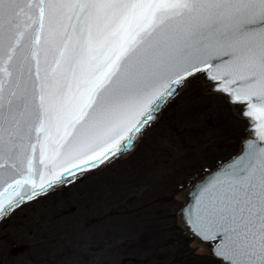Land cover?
I'll list each match as a JSON object with an SVG mask.
<instances>
[{
    "label": "snow or ice",
    "instance_id": "obj_1",
    "mask_svg": "<svg viewBox=\"0 0 264 264\" xmlns=\"http://www.w3.org/2000/svg\"><path fill=\"white\" fill-rule=\"evenodd\" d=\"M193 79L246 135L182 215L220 264H264V0H0V219L126 152Z\"/></svg>",
    "mask_w": 264,
    "mask_h": 264
},
{
    "label": "rangeland",
    "instance_id": "obj_2",
    "mask_svg": "<svg viewBox=\"0 0 264 264\" xmlns=\"http://www.w3.org/2000/svg\"><path fill=\"white\" fill-rule=\"evenodd\" d=\"M204 88L191 80L126 156L2 219L0 264H122L132 254L145 264H174L207 256L176 225L174 194L237 151L246 121Z\"/></svg>",
    "mask_w": 264,
    "mask_h": 264
},
{
    "label": "water",
    "instance_id": "obj_3",
    "mask_svg": "<svg viewBox=\"0 0 264 264\" xmlns=\"http://www.w3.org/2000/svg\"><path fill=\"white\" fill-rule=\"evenodd\" d=\"M197 83H200V84H203L205 85V88L203 90L204 93H208V94H215L214 92H211L208 90L209 88V85L206 81H202V80H199L197 79ZM183 88V87H182ZM180 88L177 92V94L180 92V90L182 89ZM176 94V95H177ZM175 95V96H176ZM174 96V97H175ZM166 105V104H165ZM164 105V106H165ZM162 106L161 109L164 107ZM231 106V110L233 111V113L240 118V116L238 115V113L233 109V106ZM160 109V110H161ZM159 113L160 111L156 114L157 118L159 116ZM156 118V119H157ZM155 119V120H156ZM154 120V121H155ZM245 128L246 126L244 127V131H245ZM246 135V133H245ZM245 138V136H243L240 141H239V144H238V149L236 152H234L232 155H230L228 158H226L225 160L217 163L213 168H211L210 170H208L207 172H205L203 175H201L199 178L195 179L194 181H192L190 184L186 185L184 188L178 190L175 194H174V199H176L177 201H179L181 203V205L177 208V210L175 211V223L177 226H179L183 233L187 236H189L191 238L190 242H189V246L190 247H193L195 248V251L197 254H202V255H207V256H210L216 260H219V258L217 256H215L213 254V251H212V244L211 245H206L207 242H210V241H196L195 243H193L194 241V236L192 235V233L190 232V223H187L186 222V214L182 215V210H185L189 207L192 206L193 204V201H194V197L197 195V192H198V189H199V186L202 184V182L208 177L210 176L211 174L215 173L218 168H220V166H226L232 159L233 157H235L239 152H240V148H241V142L242 140ZM138 141V138L134 141V146L132 147H129L127 149L126 152L122 151L121 154H119L116 158H119V157H123V156H126L128 153H130L134 147L136 146V143ZM115 159V158H114ZM113 159V160H114ZM103 166V165H101ZM100 166V167H101ZM86 174V173H85ZM60 187L62 186H57L56 190L59 189ZM49 192H52V191H49ZM43 196V195H42ZM40 197V196H39ZM2 219H0L1 221Z\"/></svg>",
    "mask_w": 264,
    "mask_h": 264
},
{
    "label": "trees",
    "instance_id": "obj_4",
    "mask_svg": "<svg viewBox=\"0 0 264 264\" xmlns=\"http://www.w3.org/2000/svg\"><path fill=\"white\" fill-rule=\"evenodd\" d=\"M82 178H84V176L82 177ZM81 178V179H82ZM80 179V180H81ZM80 180H78V181H80ZM78 181H76V182H74V183H77ZM73 184V183H72ZM71 184H67V185H65V186H63V189H66L67 187H69ZM57 191H59V190H55V191H52V192H49L48 194H46V195H50V194H52V193H55V192H57ZM44 196V195H43ZM112 240V239H111ZM108 241H110V240H108ZM107 241V242H108ZM127 243H128V245H127V247H128V249H130V250H132V249H134V246H135V241H133V239H128L127 240ZM130 245V246H129ZM124 246H126V243H124ZM183 251V250H182ZM184 252H185V250H184ZM178 254H180V253H178ZM166 257V254L165 255H162V257ZM130 257V259L132 260V261H130V259H126V260H124V262H126V263H122V264H127V262H128V264H145V261H140L139 260V258L137 257V256H135V254H132L131 256H129ZM182 258V256H179L178 258H175L176 260L175 261H173V263L174 264H201V263H204V262H207V264H212L214 261H215V259H213V258H211V257H209V256H194V255H191V256H188V255H186L184 258L185 259H181ZM145 260H147V259H145ZM181 261V262H180ZM123 262V261H122ZM180 262V263H179ZM121 264V263H120ZM168 264H170V263H168Z\"/></svg>",
    "mask_w": 264,
    "mask_h": 264
}]
</instances>
